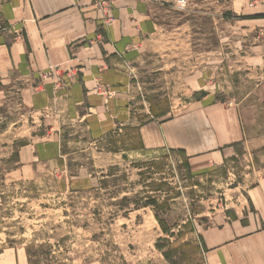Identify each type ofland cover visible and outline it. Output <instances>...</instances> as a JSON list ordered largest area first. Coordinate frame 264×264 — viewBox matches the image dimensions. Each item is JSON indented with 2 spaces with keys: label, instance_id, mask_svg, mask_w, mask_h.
I'll use <instances>...</instances> for the list:
<instances>
[{
  "label": "rangeland",
  "instance_id": "rangeland-1",
  "mask_svg": "<svg viewBox=\"0 0 264 264\" xmlns=\"http://www.w3.org/2000/svg\"><path fill=\"white\" fill-rule=\"evenodd\" d=\"M116 1L98 2L102 12L108 5L109 21ZM141 1L145 13H136L135 2L130 15L140 37L128 47L129 63L114 67L130 76L122 97L131 124L113 116V131L92 136L87 116L107 119L108 101L121 94L100 81L93 92L102 106L86 103L71 117L67 97L58 95L75 81L76 73L64 79L75 69L54 72L61 81H53L55 97L43 111L22 94L32 81H0V264H207L203 251L179 248L176 236L184 232L201 244L206 230L227 221L262 219L249 193L264 189V0ZM200 99L236 111L241 136L227 146L223 165L188 179L181 149L123 145L133 138L128 127L152 119V104L190 118L187 104ZM25 144L32 155L23 154V163ZM156 160L164 161L163 177L179 193L160 212L174 236L164 233L153 207L132 202L143 203L149 185L161 179L144 164ZM174 246L179 253L170 260L165 253Z\"/></svg>",
  "mask_w": 264,
  "mask_h": 264
},
{
  "label": "crops",
  "instance_id": "crops-1",
  "mask_svg": "<svg viewBox=\"0 0 264 264\" xmlns=\"http://www.w3.org/2000/svg\"><path fill=\"white\" fill-rule=\"evenodd\" d=\"M98 2L108 0H2L0 4V17L4 22V27L0 28V81L13 77L17 80L21 77L25 83L32 81L33 85L30 83L21 90L29 106L37 111L48 109L55 97L53 81H61L54 76L57 70L75 69L77 74L72 85L58 95L67 97L71 117L86 103L92 110L102 106L103 98L93 92L96 81L121 93L108 101L107 119L94 114L87 116L91 134L96 139L113 131V116L121 125L131 124L129 105L122 97L128 91L130 76L114 67L120 66L122 60L129 63L132 53L128 47L140 37L139 29L130 19V15L135 14V2L136 13H145L142 1L119 0L111 4L109 18L113 20L109 21L108 5L102 12ZM44 79L47 80L45 86L37 88ZM187 106L194 110L190 118L171 116L173 111L168 110L167 123L150 115L151 121L139 125L144 147L140 151L165 147L181 149L186 153L192 172L200 174L225 163L227 146L240 138L241 129L236 111L225 105L200 99ZM29 148V144L22 147V162L25 154L31 158ZM263 191L255 188L249 193L261 210L262 219L248 223L231 220L203 233L201 242L207 264H264V200L259 193ZM254 226H258L257 229L247 233L246 230Z\"/></svg>",
  "mask_w": 264,
  "mask_h": 264
},
{
  "label": "trees",
  "instance_id": "trees-1",
  "mask_svg": "<svg viewBox=\"0 0 264 264\" xmlns=\"http://www.w3.org/2000/svg\"><path fill=\"white\" fill-rule=\"evenodd\" d=\"M168 110L167 111H163V112H158L155 105L152 104V108H151V113H152V116L154 118H161V117H164L166 116ZM126 131L128 132H131L132 134H130V136L132 135L133 138L132 139H135L136 141H139V144L138 145H132L131 144L129 145L128 142H130L132 139H126L124 140V144L123 145H127L128 146V150H143L144 147H143V143H142V139H141V134H140V128H137V129H132L131 127H128L126 129ZM172 152L175 153V151L172 150ZM177 154L181 155L183 158H185V161L182 163L184 169L186 170L187 172V178L188 179H193L194 178V172H192L191 170V167H190V164H189V161L188 159L186 158V153L183 151V150H180L177 152ZM146 164L145 166L146 167H153L155 168V173L156 174H160L161 179L159 181H155L154 183L150 184L149 188V192H146L145 194H147L146 196V199L143 203H140L138 201H135L133 200L132 202H134V204H136V207L140 208V207H153L156 214V219L157 221L159 222L161 228L163 229L164 233L166 234H171L170 233V229H168V227H166L167 225H165V220L160 216V212H167L168 209H169V205H170V201L172 199H174L173 196H178L179 193L177 192V189H173L171 187V184L168 183L166 181V178H164V161L163 160H159V161H153V162H146L144 163ZM144 173H141V175H143ZM173 190L175 191V194H171L173 192ZM152 194V195H150ZM130 199L128 197H124L123 201H129ZM129 201V203H132ZM186 227H190L192 226L193 228V224L192 223H189L187 225H185ZM185 228V227H184ZM194 230V229H193ZM171 236H174L173 234H171ZM186 233H180L178 234L176 237L179 238V240L182 242L181 244H178V245H182V246H178L179 248H184V247H189L192 252L196 255L198 254H201L203 252H205V248L201 242V239H200V242L201 244H198V243H194V242H191V241H187L186 240ZM168 243V241H166ZM179 248H175V246L170 249L168 252L165 253V257L168 258V259H172L173 256H175L176 254L179 253ZM204 249V250H203ZM203 251V252H202ZM188 258L186 257V255H184V260H187Z\"/></svg>",
  "mask_w": 264,
  "mask_h": 264
},
{
  "label": "built area",
  "instance_id": "built-area-1",
  "mask_svg": "<svg viewBox=\"0 0 264 264\" xmlns=\"http://www.w3.org/2000/svg\"><path fill=\"white\" fill-rule=\"evenodd\" d=\"M75 76H76V74L75 73H69V74H67V76H65V78L64 79H69V80H73L74 78H75Z\"/></svg>",
  "mask_w": 264,
  "mask_h": 264
}]
</instances>
